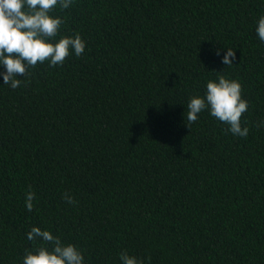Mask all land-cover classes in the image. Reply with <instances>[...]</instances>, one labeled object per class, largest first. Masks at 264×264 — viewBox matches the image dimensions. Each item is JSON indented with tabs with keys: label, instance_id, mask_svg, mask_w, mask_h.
I'll list each match as a JSON object with an SVG mask.
<instances>
[{
	"label": "trees",
	"instance_id": "1",
	"mask_svg": "<svg viewBox=\"0 0 264 264\" xmlns=\"http://www.w3.org/2000/svg\"><path fill=\"white\" fill-rule=\"evenodd\" d=\"M51 15L64 20L55 40L86 47L16 89L0 76V264L41 245L34 226L84 264H121L124 250L144 264H264V0H73ZM217 72L242 86L246 138L207 109L186 126Z\"/></svg>",
	"mask_w": 264,
	"mask_h": 264
},
{
	"label": "clouds",
	"instance_id": "2",
	"mask_svg": "<svg viewBox=\"0 0 264 264\" xmlns=\"http://www.w3.org/2000/svg\"><path fill=\"white\" fill-rule=\"evenodd\" d=\"M72 3L73 0H0V65L5 68L0 76L4 85L12 89L20 87L23 80L17 76L28 77L29 69L35 68L38 62H47L49 67L62 66L69 55L74 53L79 57L84 53L86 43L79 34L55 40L64 20L51 13L57 7L68 9ZM256 33L264 43V15L258 19ZM216 54L219 55V50ZM235 59L234 49L227 48L222 63L232 66ZM217 73L216 80L207 81L203 97L189 98L186 126L189 128L207 109L212 117L227 125L226 130L233 136L246 138L249 128L242 127L241 117L249 104L242 97V86L238 80ZM35 198V193L29 189L25 196V207L29 212L33 210ZM63 199L71 205L77 203L68 192L63 194ZM27 239H39L42 243L34 251L25 250L23 264H84L83 253L76 245H65L50 231L34 226L27 233ZM119 259L121 264H144L127 250L119 254Z\"/></svg>",
	"mask_w": 264,
	"mask_h": 264
}]
</instances>
